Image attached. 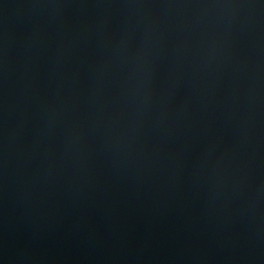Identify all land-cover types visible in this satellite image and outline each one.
Returning a JSON list of instances; mask_svg holds the SVG:
<instances>
[{
    "label": "water",
    "instance_id": "obj_1",
    "mask_svg": "<svg viewBox=\"0 0 264 264\" xmlns=\"http://www.w3.org/2000/svg\"><path fill=\"white\" fill-rule=\"evenodd\" d=\"M0 264H264V0H0Z\"/></svg>",
    "mask_w": 264,
    "mask_h": 264
}]
</instances>
